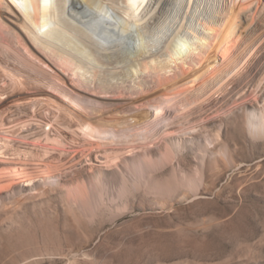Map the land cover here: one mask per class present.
I'll use <instances>...</instances> for the list:
<instances>
[{
	"label": "rangeland",
	"instance_id": "rangeland-1",
	"mask_svg": "<svg viewBox=\"0 0 264 264\" xmlns=\"http://www.w3.org/2000/svg\"><path fill=\"white\" fill-rule=\"evenodd\" d=\"M258 20L261 55L237 59L209 88L214 99H200L160 128L178 153V175L194 184L198 167L203 171L197 188L187 182L169 196L145 190L149 178L171 175L169 168L140 173L148 148L109 160L112 146L99 148L78 120L40 99L47 77L0 46V264H264V16ZM120 99L110 98L116 105L106 114L134 121L141 109ZM154 143L157 158L163 141ZM94 170L105 175L108 192L92 219L69 195L88 189Z\"/></svg>",
	"mask_w": 264,
	"mask_h": 264
},
{
	"label": "bare ground",
	"instance_id": "bare-ground-1",
	"mask_svg": "<svg viewBox=\"0 0 264 264\" xmlns=\"http://www.w3.org/2000/svg\"><path fill=\"white\" fill-rule=\"evenodd\" d=\"M233 8H238V14H233ZM259 16H264V0L242 4L236 0H0V46L11 59H23L47 77V90L40 99L78 120L90 141L112 146V151H106L109 160H119L124 150L139 153L138 149L148 148L140 173L169 168L171 175L149 178L145 190L169 196L188 184L197 188L203 171L199 166L196 184L180 177L178 153L160 136V128L164 123L172 125L173 115L199 106L200 99L211 101L209 88L231 73L229 66L237 59L261 55ZM60 68L73 72L76 81ZM121 96L130 98L126 104L131 108L141 109L134 121L117 123L106 114L115 104L110 98ZM47 139L60 147L65 143L59 137ZM157 139L163 144L153 159ZM203 149L200 156L205 159L208 146ZM104 176L94 170L88 189L68 193L92 219L106 203ZM31 181L27 177L25 186Z\"/></svg>",
	"mask_w": 264,
	"mask_h": 264
}]
</instances>
